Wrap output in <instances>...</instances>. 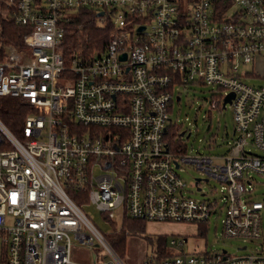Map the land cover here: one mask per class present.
I'll return each instance as SVG.
<instances>
[{"label": "built area", "instance_id": "2783aa9c", "mask_svg": "<svg viewBox=\"0 0 264 264\" xmlns=\"http://www.w3.org/2000/svg\"><path fill=\"white\" fill-rule=\"evenodd\" d=\"M80 8L110 21L105 50L65 53ZM0 13L27 29L23 47L3 45L0 96L31 108L22 137L0 119V264H83L76 245L94 264H125L87 205L111 219L121 210L197 224L226 206L225 238L263 242L241 255L189 254L172 239L180 254L160 264H264V198L253 197L264 155L248 148L264 152V85L245 81L264 68V0H0ZM192 83L217 88L211 109L233 94L224 155L169 147L174 92ZM184 164L222 183L221 195L207 196L202 179V198L190 195Z\"/></svg>", "mask_w": 264, "mask_h": 264}, {"label": "rangeland", "instance_id": "374dc122", "mask_svg": "<svg viewBox=\"0 0 264 264\" xmlns=\"http://www.w3.org/2000/svg\"><path fill=\"white\" fill-rule=\"evenodd\" d=\"M261 65V64H260ZM260 76L247 77L245 81L251 85H264V68L260 67ZM253 65L242 67L251 70ZM217 88L201 83H192L188 88H176L173 99V109L171 114L172 125L177 127V137L181 138V147L175 150L184 151L188 155L197 153L219 156L227 153L229 145L234 138V119L231 106L228 104L224 109H211L210 100ZM255 154L264 155L263 150L255 146H248ZM219 162V160H216ZM180 175L187 183L188 193L194 197H201V193L196 189L197 179H202L200 186L207 191V196L221 195L222 183L206 176H202L199 170L191 165L184 164L183 169L179 170ZM254 184H256V199L264 198V175L254 173ZM208 179V180H207ZM227 207L219 214H213L210 218L207 230L204 235H199V224L191 222H160L147 221L146 235H131L127 241L126 256L123 259L125 264L128 260L138 259L141 264H146L155 258L159 251L166 249L168 252H179V248L172 245V239L179 243L184 241L182 247L185 253H194L205 249L226 250L232 255H241L254 249L263 241H248L236 238H225L222 235L223 218ZM86 211L96 220L98 228L104 232L111 231L113 226L94 206L87 205ZM117 228L123 222L121 210L116 211V218L113 219ZM262 226L264 230V212ZM133 238V239H132ZM248 245L247 250L240 249ZM91 250L87 246H74L73 259L83 264H94L91 257Z\"/></svg>", "mask_w": 264, "mask_h": 264}, {"label": "trees", "instance_id": "16d2710c", "mask_svg": "<svg viewBox=\"0 0 264 264\" xmlns=\"http://www.w3.org/2000/svg\"><path fill=\"white\" fill-rule=\"evenodd\" d=\"M101 15L95 10L80 8L71 16V20L67 24L65 37V53L77 51L85 55H91L93 52L103 51L107 45L108 36L112 30V25L109 22L101 24ZM27 29L16 24L11 18L0 13V60L3 59V45L12 44L17 47H23V36ZM31 112L30 106L24 99L0 96V119L9 127V129L18 137H22L23 128L27 115ZM177 127L172 125L168 129L166 140L168 141L171 150L181 147V139L177 137ZM74 199L79 203L86 202V198ZM113 226L111 231L103 232L105 238L111 244L116 253L123 260L126 256L127 238L130 235H146L147 220L137 219L129 216L127 213L123 215V222L118 229L115 221L105 213L100 212ZM96 224V220L94 219ZM209 223L199 224V235H204ZM98 227V226H97ZM180 252H168L166 249L159 251L158 255L147 263H162L168 258L176 256Z\"/></svg>", "mask_w": 264, "mask_h": 264}, {"label": "crops", "instance_id": "0c3cea01", "mask_svg": "<svg viewBox=\"0 0 264 264\" xmlns=\"http://www.w3.org/2000/svg\"><path fill=\"white\" fill-rule=\"evenodd\" d=\"M131 236V235H130ZM130 236H128L127 241L130 240ZM133 239V238H132ZM185 241H187V239H184ZM129 264H141L138 259H132V260H128ZM147 264V263H146Z\"/></svg>", "mask_w": 264, "mask_h": 264}, {"label": "water", "instance_id": "95a60500", "mask_svg": "<svg viewBox=\"0 0 264 264\" xmlns=\"http://www.w3.org/2000/svg\"><path fill=\"white\" fill-rule=\"evenodd\" d=\"M101 14H102V13H100V15H101ZM232 97H233V94H229V95L226 97L225 102H224V105H223L224 108L226 107V103L231 101V98H232Z\"/></svg>", "mask_w": 264, "mask_h": 264}]
</instances>
